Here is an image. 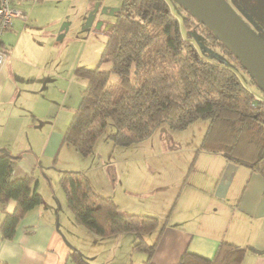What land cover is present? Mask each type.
I'll return each mask as SVG.
<instances>
[{"label":"trees","instance_id":"obj_1","mask_svg":"<svg viewBox=\"0 0 264 264\" xmlns=\"http://www.w3.org/2000/svg\"><path fill=\"white\" fill-rule=\"evenodd\" d=\"M179 9L180 22L165 0H123L100 58L110 69L74 70L85 87L62 143L87 157L108 122L115 127L109 135L114 144L128 146L148 138L159 126L180 130L204 119L208 122L199 150L220 154L226 162L264 177V90L196 16L180 4ZM194 35L208 51L198 46ZM236 68L259 95L240 81ZM15 159L0 153V204L15 202L0 222L6 240L23 216L42 202L31 174L11 178ZM59 185L76 223L97 237L134 234L133 250L144 254L142 264H155L152 258L164 222L153 215L120 211L110 197L92 191L80 171L60 172ZM152 232L155 238L148 243L145 235ZM246 251L222 240L212 257L186 250L174 264H240ZM69 258L73 264H90L76 250Z\"/></svg>","mask_w":264,"mask_h":264},{"label":"rangeland","instance_id":"obj_2","mask_svg":"<svg viewBox=\"0 0 264 264\" xmlns=\"http://www.w3.org/2000/svg\"><path fill=\"white\" fill-rule=\"evenodd\" d=\"M165 1L180 22V3L176 0ZM225 1L264 40V0ZM122 2L123 0L13 2L14 9L22 15L13 18L9 27L2 32V47L7 49L6 60L13 61L15 75L23 79L21 86L31 92L32 89L39 90L37 105H32L39 121L46 113L50 114L47 115L49 119L44 116L42 121L52 122L55 118L57 126H60L61 122L67 120V128L85 87V80L78 78L74 70L77 67L97 66L101 70L110 69V64L100 62V58L109 26L115 22ZM51 66L53 74L46 75L44 70ZM236 71L240 81L255 95H259V90L250 83L246 75L239 68ZM27 77L29 80L26 81ZM44 79L46 85L43 87L41 83ZM115 80L116 76L112 74L110 81ZM31 96L34 97V94ZM30 116L29 122L32 123ZM207 122L197 119L180 130L159 126L148 138L128 146L114 144L109 135L115 132V127L108 122L105 132L95 143L93 153L87 157L81 156L73 147L64 143L51 157H42L41 140L35 139L31 145L39 153L43 167L49 171L47 176L53 179V192L60 195L64 202L65 195L59 185V172L57 174L56 171H84L88 173V184L92 191L104 197L114 194L120 209L154 214L162 223L163 215H169L168 218L172 221L181 212L182 206H209L204 211L205 217H201L199 222L212 227L221 225L222 228L232 225L229 218L233 208L231 206L238 205L244 183L242 178L241 181L238 178L226 198L217 195L220 181L226 177L229 165L220 154L199 150ZM35 124L39 125V122ZM44 128L49 129L50 126L45 125ZM100 162L102 166L99 165ZM110 167L114 183L111 175L107 174ZM183 181L186 185L181 190ZM45 187L36 185L41 196L45 193ZM210 193L214 202L199 204L200 198ZM239 206H244V202H240ZM63 208L66 210L67 206ZM154 236V232L148 233L145 240L151 242ZM160 242L162 244V240ZM139 257L137 252L134 256L135 264L140 263Z\"/></svg>","mask_w":264,"mask_h":264},{"label":"crops","instance_id":"obj_3","mask_svg":"<svg viewBox=\"0 0 264 264\" xmlns=\"http://www.w3.org/2000/svg\"><path fill=\"white\" fill-rule=\"evenodd\" d=\"M3 44L2 41V46ZM2 46L5 57L0 67V149H5L17 157L12 166V179L31 174L35 176L36 185L40 187L49 185V187H45V193L41 196L42 202L19 221L11 239H3L0 233V261L6 264H73L69 254L76 250L90 264H135L134 256L137 251L133 250L136 240L134 234L94 236L75 222L72 214L68 212V207V210L63 208L67 206V204L63 205L66 202L60 195L53 192L51 186L53 179L47 176L46 173L49 171L43 167L39 153L35 152L31 144L35 139L41 140L42 157L44 155L51 157L63 145L61 138H63L62 133L66 128L67 120L57 126L58 121L55 118L52 122L42 121L44 116L49 119L47 115L50 114L45 113L39 121L35 107L32 109V105H37L39 100L37 97L39 90L32 89L31 92L21 86L23 79L15 75L13 61L6 60L7 49ZM52 67L44 70L46 75L53 74ZM27 80H29L28 77ZM45 82L44 79L41 83L43 87L46 85ZM33 94L34 97L31 96ZM29 115H31L32 123L29 122ZM36 122H39V125H36ZM45 125L50 128H44ZM227 164L229 171L220 181L224 189L223 196L220 198L227 197L238 178L240 181L242 178L244 183L238 205L231 206L233 208L229 218L232 225L221 228V225L212 227L199 222L201 217H205L204 211L209 206H182L181 212H178L172 221L168 218L169 215H163L162 222L165 225L152 258L155 264H174L186 250L212 257L217 244L222 240L247 247L240 264H264V177L250 172L242 165L228 162ZM99 165L102 166V163L100 162ZM111 169L110 167L107 174L111 175L112 183H114L115 178L112 177ZM61 170L56 173H60ZM80 172L85 175L89 183L88 173ZM185 185L183 181L181 190L185 189ZM109 197L116 204L115 195ZM195 202L196 200L192 202L193 205ZM208 202L211 204L214 202L212 193L199 200V204ZM240 202H244V206H239ZM117 207L125 213L156 216L141 210ZM14 208L15 202L12 200L3 206L0 204V222L4 212H12ZM139 255V264H142L144 254L139 252Z\"/></svg>","mask_w":264,"mask_h":264},{"label":"water","instance_id":"obj_4","mask_svg":"<svg viewBox=\"0 0 264 264\" xmlns=\"http://www.w3.org/2000/svg\"><path fill=\"white\" fill-rule=\"evenodd\" d=\"M176 1L191 15L196 16L213 36L232 52L248 76L264 90V40L231 9L228 3L225 0ZM193 37L201 49L208 51L195 35ZM0 153L9 154L5 149H0ZM223 190L220 184L217 195L223 196Z\"/></svg>","mask_w":264,"mask_h":264},{"label":"built area","instance_id":"obj_5","mask_svg":"<svg viewBox=\"0 0 264 264\" xmlns=\"http://www.w3.org/2000/svg\"><path fill=\"white\" fill-rule=\"evenodd\" d=\"M15 0H0V42H1V34L5 31L13 18H18L22 14L14 9L13 2ZM5 57V52L1 48L0 44V67L2 65V61Z\"/></svg>","mask_w":264,"mask_h":264},{"label":"flooded vegetation","instance_id":"obj_6","mask_svg":"<svg viewBox=\"0 0 264 264\" xmlns=\"http://www.w3.org/2000/svg\"><path fill=\"white\" fill-rule=\"evenodd\" d=\"M233 6H235V5H233ZM236 8H238L237 6H235Z\"/></svg>","mask_w":264,"mask_h":264}]
</instances>
